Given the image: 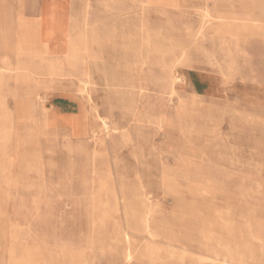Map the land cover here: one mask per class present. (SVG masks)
I'll use <instances>...</instances> for the list:
<instances>
[{
  "label": "rangeland",
  "instance_id": "obj_1",
  "mask_svg": "<svg viewBox=\"0 0 264 264\" xmlns=\"http://www.w3.org/2000/svg\"><path fill=\"white\" fill-rule=\"evenodd\" d=\"M127 262L264 264V0H0V264Z\"/></svg>",
  "mask_w": 264,
  "mask_h": 264
},
{
  "label": "bare ground",
  "instance_id": "obj_2",
  "mask_svg": "<svg viewBox=\"0 0 264 264\" xmlns=\"http://www.w3.org/2000/svg\"><path fill=\"white\" fill-rule=\"evenodd\" d=\"M142 11V10H141ZM143 11H145V10H143ZM142 13V12H141ZM144 19V18H143ZM196 20V19H195ZM143 21V20H142ZM197 22V21H196ZM145 25V24H144ZM143 26V25H142ZM46 27H47V25H46ZM121 30V29H120ZM78 31V30H77ZM147 33H149V32H147ZM196 33V32H195ZM201 33V32H200ZM222 37V36H221ZM224 37V36H223ZM149 38V37H148ZM90 39V38H89ZM147 40V39H146ZM225 40V39H224ZM149 43V42H148ZM147 43V44H148ZM223 43V42H222ZM226 43V42H225ZM149 47V46H148ZM150 48V47H149ZM88 49V48H87ZM147 50V49H146ZM228 50V49H227ZM222 51V50H221ZM90 53H91V51H90ZM220 53V52H219ZM88 55H89V53H88ZM87 55V56H88ZM229 55V54H228ZM228 55H227V57H228ZM146 57V56H145ZM88 59V58H87ZM150 59V58H149ZM210 60V59H209ZM115 62V61H114ZM234 62V61H233ZM111 63V62H110ZM119 63V62H118ZM134 63V62H133ZM136 63V62H135ZM138 63V62H137ZM235 64V63H234ZM92 65V64H91ZM110 65V64H109ZM23 68V67H22ZM136 68V67H135ZM228 68H230V67H228ZM3 69V68H2ZM20 69V68H19ZM27 69V68H26ZM115 69V68H114ZM137 70V69H136ZM222 70V69H221ZM16 72V71H15ZM227 72V71H226ZM11 73V72H10ZM89 74V73H88ZM87 74V75H88ZM7 75V74H6ZM22 75V74H21ZM225 77V76H224ZM223 77V78H224ZM98 79H99V77H98ZM113 80V79H112ZM112 80H111V82H112ZM87 81V80H86ZM87 83V82H86ZM102 84H103V82H102ZM99 86V85H98ZM101 86V85H100ZM99 86V87H100ZM113 86V85H112ZM105 87V86H104ZM126 88V87H125ZM128 89V88H127ZM92 90V89H91ZM103 91V90H102ZM90 93V92H89ZM96 95V94H95ZM128 95H129V93H128ZM100 96H102V95H100ZM110 96H111V94H110ZM82 97V96H81ZM85 97V96H84ZM96 98V97H95ZM129 98V97H128ZM89 99H90V97H89ZM97 99V98H96ZM103 100V99H102ZM104 101H106V99L104 100ZM95 103V102H94ZM99 106V105H98ZM107 106V105H106ZM101 107V106H100ZM109 109V108H108ZM43 113V112H42ZM110 113V112H109ZM111 113H113V112H111ZM111 115V114H110ZM109 116V115H108ZM110 117V116H109ZM111 119V118H110ZM110 121V120H109ZM104 122V121H103ZM104 125H106V124H104ZM112 130V129H111ZM91 131H93V129L91 130ZM115 131V130H114ZM77 142V141H76ZM87 145V144H86ZM107 147V146H106ZM102 148V147H101ZM30 149V148H29ZM104 151V150H103ZM238 151V150H237ZM101 153V152H100ZM86 154V153H85ZM31 155V154H30ZM19 164V163H18ZM14 166V165H13ZM20 167V166H19ZM30 167H32L31 165H30ZM22 168V167H21ZM57 168H58V166H57ZM24 171V170H23ZM59 172V171H58ZM19 176V175H18ZM45 177V176H44ZM43 177V178H44ZM10 179H12L11 177H9ZM45 179V178H44ZM61 180V179H60ZM44 181V180H43ZM84 181V180H83ZM82 181V182H83ZM18 183V182H17ZM59 184V183H58ZM83 186V185H82ZM60 190V189H59ZM58 190V191H59ZM236 220H238V219H236ZM147 233V232H146ZM151 234V233H150ZM237 236V235H236ZM241 237V236H240ZM243 240H244V238H243ZM255 243V242H254ZM153 245V244H152ZM130 250V249H129ZM244 250V249H243ZM148 251V250H147ZM173 251V250H172ZM150 252V251H149ZM174 252H176V251H174ZM145 253V252H144ZM158 253V252H157ZM161 253V252H160ZM239 253V252H238ZM170 254V253H169ZM168 254V255H169ZM127 255L128 256H131V254L128 252L127 253ZM134 256V255H133ZM147 256V255H146ZM150 256V255H149ZM151 256H153V255H151ZM157 256V255H156ZM158 256H159V254H158ZM171 256V255H170ZM148 257V256H147ZM143 258V257H142ZM213 258V257H212ZM246 259V258H245ZM146 260V259H145ZM150 260V259H149ZM173 260V259H172ZM174 261V260H173ZM217 261V260H216ZM245 261H247V260H245ZM134 262V261H133ZM131 263H132V261H131ZM127 264H128V262H127ZM150 264V263H149Z\"/></svg>",
  "mask_w": 264,
  "mask_h": 264
},
{
  "label": "crops",
  "instance_id": "obj_3",
  "mask_svg": "<svg viewBox=\"0 0 264 264\" xmlns=\"http://www.w3.org/2000/svg\"><path fill=\"white\" fill-rule=\"evenodd\" d=\"M71 46H74L76 48V46L72 43H70ZM77 49V48H76ZM75 50V49H74ZM77 58V57H76ZM76 58H72V59H76Z\"/></svg>",
  "mask_w": 264,
  "mask_h": 264
}]
</instances>
